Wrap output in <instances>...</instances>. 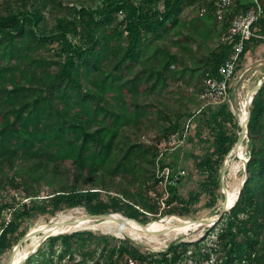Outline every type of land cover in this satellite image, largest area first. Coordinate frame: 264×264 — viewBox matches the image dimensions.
Returning <instances> with one entry per match:
<instances>
[{"label":"trees","instance_id":"trees-1","mask_svg":"<svg viewBox=\"0 0 264 264\" xmlns=\"http://www.w3.org/2000/svg\"><path fill=\"white\" fill-rule=\"evenodd\" d=\"M258 4L263 12L252 28L264 37V0ZM0 5V191L15 193L0 200V258L27 234L33 215L84 208L147 224L162 215L188 216L202 195L208 206L217 205L220 171L237 140L226 126L237 125L226 103L205 106L199 98L205 80L234 56L241 39L230 37L232 21L255 9L253 0L235 1L220 21L214 0ZM262 45L256 38L242 41L233 77ZM199 114L208 115L205 125L216 135L212 152L197 164L199 191L184 200L177 162H165L169 151L121 140L148 124L170 140ZM248 140L239 199L202 239L150 252L130 239L77 231L47 239L25 264H264V85L251 105ZM45 188L50 193L42 195Z\"/></svg>","mask_w":264,"mask_h":264},{"label":"rangeland","instance_id":"rangeland-1","mask_svg":"<svg viewBox=\"0 0 264 264\" xmlns=\"http://www.w3.org/2000/svg\"><path fill=\"white\" fill-rule=\"evenodd\" d=\"M1 8V5H0ZM48 25H51L53 22V19L51 17H48ZM264 75V46L262 45L260 48H258L256 51L248 54L244 61L242 62L240 69L237 71L235 76L230 80L229 83V91H228V98L226 100V104L229 107V110L234 113L236 110V107L238 105L239 100V94L240 93H247L249 92L257 83L258 81L263 77ZM202 105H208L206 101L199 98ZM190 109H195L196 106L190 105ZM208 118V115H197L196 118L192 121L190 124V127L188 130H184L183 132L186 133L184 141L178 142V141H172L170 140H164L161 135H159V131L156 128L155 125H146L145 127H141L138 130L133 131H127L125 133L124 138L122 137V143H125L127 139H131L133 141H142L147 145H156L159 154H163L168 152L171 156L170 159H166L165 162L167 164H172L177 162V170L178 172L183 171L184 172V179L182 182V185L179 188V197L181 199L187 200L188 195L190 192H198L199 187L198 183L202 180L203 176L198 175L197 172V164L199 161L204 159L209 153L213 150V139L216 135V132L213 131L211 126H206V119ZM234 123L237 125L235 129L233 130L229 125L226 126V131L228 133H238V123L237 119L235 117ZM245 154L249 158V150L247 143L245 142ZM247 158V159H248ZM243 170L240 169V171L235 175V177L231 180H229L230 184L239 183L241 184L242 178H243ZM161 188H164V186L160 185L158 186V191L154 193H160ZM50 193L47 188L44 189V193L42 195H46ZM15 193L12 191H6L2 190L0 191V200H6L9 201L11 197ZM156 194V195H158ZM215 195L218 199L217 205L214 207L208 206L209 200L207 196L202 195L200 198V201L192 206L190 208V214L188 216H181L182 219L186 220H200L207 217H211L216 215L218 212L221 204H222V196L220 189L215 192ZM153 196V194H151ZM160 195L156 196L159 197ZM20 195H18V200ZM154 197V196H153ZM164 197H167V194H164L163 197L159 198L160 201ZM155 199V198H153ZM27 202L26 200L23 201V203ZM176 204H173L172 206H175ZM159 212L161 213L163 210V207L160 206ZM90 215L89 212L84 208H74L70 210H65L59 214H57L55 217L49 218L46 215H33L30 219L27 220V231L29 232L32 229H35L39 225L48 224V223H57L62 219L65 218H76V217H83ZM159 216V215H158ZM166 216H159L157 218H153V220H160L165 218ZM179 217V216H174ZM4 219L9 220L8 214H4ZM152 218L149 217V221H151ZM152 222V221H151ZM150 223V222H149ZM26 227H23L25 229ZM80 231H93L100 235H109L111 237H114L116 239H130L132 242H134L136 245L142 247L146 251L150 252H163L165 251L168 246L174 242H188L193 243L196 242L205 235L208 234L207 231H200L199 233H191L188 236H180V237H174V238H165L161 235L157 236H144L140 240L136 241L122 233L121 229L117 226H109L106 228H98V229H87V230H80ZM211 239L214 237L211 236ZM13 250V249H12ZM12 250L6 252L1 258H0V264H9L10 256L12 253ZM74 259L79 260V254L77 252H74ZM213 260V259H212ZM194 262V260H189L185 262L184 264H199ZM66 264V263H62Z\"/></svg>","mask_w":264,"mask_h":264},{"label":"bare ground","instance_id":"bare-ground-1","mask_svg":"<svg viewBox=\"0 0 264 264\" xmlns=\"http://www.w3.org/2000/svg\"><path fill=\"white\" fill-rule=\"evenodd\" d=\"M246 93H240L239 94V100L238 105L236 107V110L234 112L238 127L242 125V123L245 120L246 117ZM245 142H243L240 146L239 153L237 157H231L228 161V172L226 176V186L228 190L229 198L232 200H235L238 192L240 184L234 183L230 184L229 180L233 179L235 175L240 171V169H243V161L247 159V155L245 154ZM122 215L118 214L117 217H120ZM215 216V215H214ZM214 216L207 217L208 219L213 218ZM204 218V219H207ZM70 221H76V226H69L67 225ZM55 223V222H53ZM61 225L59 226H52L49 231L52 233H62V232H75L80 230H87V229H98V228H106L109 226H117L121 229L122 233L127 235L133 240H140L144 236H155V235H149L144 233V230L138 226L136 223L129 222L128 224H119L115 221L109 220V221H97V220H85L82 217H76V218H65L57 222ZM36 230H43L45 229V224L39 225L35 228ZM147 231L150 232H158V231H166L168 229H171L169 232H165L163 237L165 238H174V237H180V236H188L191 233H199L201 230L199 229V225L197 224H189L183 219H179L177 217L171 216L168 218H164L161 221H152L146 226ZM39 240V237H33L31 240H29L27 243L24 244V246L19 249V251L16 253L15 261L26 255V253L31 250V248L37 243Z\"/></svg>","mask_w":264,"mask_h":264},{"label":"water","instance_id":"water-1","mask_svg":"<svg viewBox=\"0 0 264 264\" xmlns=\"http://www.w3.org/2000/svg\"><path fill=\"white\" fill-rule=\"evenodd\" d=\"M264 85V75L263 77L258 81V83L249 91L246 93V105H245V109H246V117L244 122L242 123V125L239 127V132L237 133V140L233 146V148L231 149V151L227 154V156L224 159L221 171H220V191H221V196H222V204L217 212V214L211 218V219H200V220H185L187 223L189 224H197L199 225V229L201 231H209L210 229H212L213 227H215V225H217L221 219L223 218V216L229 212L237 203L238 199H239V195L242 191L243 188V184L246 181L247 178V163L249 161L248 159H245L243 161V178H242V182L240 184L239 187V192L235 198V200H232L231 198H229L228 195V190H227V186H226V176H227V172H228V161L231 157H237L238 153H239V149L240 146L243 142L247 143L248 146V125H249V121H250V110H251V105L252 102L256 96V94L260 91V89L262 88V86ZM233 115L235 116V114L233 113ZM236 117V116H235ZM118 214H109V215H87V216H83L82 218L85 220H97V221H115L119 224H128L129 222H133L136 223L138 226H140L143 230L144 233L149 234V235H163L165 232H169L171 229H168L166 231H158V232H150L147 231L146 226L149 224H142L140 222L131 220L127 217L124 216H120L117 217ZM171 216H166L165 218H168ZM179 219H182L181 217H177ZM164 219V218H163ZM162 219L158 220L161 221ZM59 226L61 224L59 223H48L45 225V229L46 231L44 232L43 230H36V229H32L29 232H27V234L17 243V245L13 248L11 256H10V261L9 264H25L27 262V260L32 257L37 251L38 249L43 245V243L51 238V237H56L59 235H64V234H70L67 232H62V233H52L50 230V228L52 226ZM67 225L69 226H76V221H70L67 223ZM77 232V231H75ZM33 237H39V240L37 241V243L31 248V250H29L26 255H24L23 257H21L20 259H18L17 261H15V256L16 253L19 251V249H21L25 243H27L29 240H31Z\"/></svg>","mask_w":264,"mask_h":264},{"label":"built area","instance_id":"built-area-1","mask_svg":"<svg viewBox=\"0 0 264 264\" xmlns=\"http://www.w3.org/2000/svg\"><path fill=\"white\" fill-rule=\"evenodd\" d=\"M238 0H214L215 2V15L217 20H222L225 11L230 8V6ZM253 2L257 5L255 9L248 11L244 14H240L235 19H233L231 28H230V37L240 36V43L236 46V51L234 56L226 61L218 70V76L215 78H207L204 82V90L201 94L200 98L206 101L208 105H220L226 102L228 98L229 91V82L232 79L236 66L238 56L242 51V41L249 40L250 38L260 39L264 46V37L257 35L253 31V25L257 22L258 18L262 15V8L258 4V0H253ZM188 130V126L185 128ZM186 132V131H185ZM183 132L182 135L175 134L171 137L172 141L183 142L186 133ZM170 176V170L168 168H164L161 172V177H164L165 182L168 181V177ZM179 176H184V172H178L175 175V179ZM167 197L163 199H158L160 206L165 208V200ZM205 264H213V260L206 262Z\"/></svg>","mask_w":264,"mask_h":264}]
</instances>
